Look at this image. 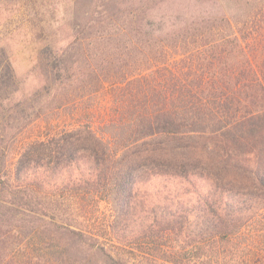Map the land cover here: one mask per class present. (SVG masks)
<instances>
[{"label":"trees","instance_id":"trees-1","mask_svg":"<svg viewBox=\"0 0 264 264\" xmlns=\"http://www.w3.org/2000/svg\"><path fill=\"white\" fill-rule=\"evenodd\" d=\"M247 20L252 25H229L225 40L205 39L189 52L185 40L175 42L164 83L121 92L107 122L29 142L14 164L15 183H72L99 195L112 211L111 247L146 244L140 257L150 264H215L222 249L212 253L209 244L237 247V238L246 252L258 245L264 253V5ZM94 247L100 264H131Z\"/></svg>","mask_w":264,"mask_h":264},{"label":"rangeland","instance_id":"rangeland-1","mask_svg":"<svg viewBox=\"0 0 264 264\" xmlns=\"http://www.w3.org/2000/svg\"><path fill=\"white\" fill-rule=\"evenodd\" d=\"M263 5L264 0H0V264H100L95 245L124 254L131 264H150L140 257L146 244L111 247L117 244L108 228L107 201L72 183L19 186L13 179L16 159L29 142L107 122L121 92L129 97L148 81L164 83L175 42L185 40L189 52L205 39L225 40L229 25H252L246 16ZM208 28L215 31L198 35ZM139 101L134 97L131 103ZM68 228L81 231L84 240ZM235 243L209 244L212 253L222 249L217 261L212 257L215 264L264 262L261 246L249 253L241 238Z\"/></svg>","mask_w":264,"mask_h":264}]
</instances>
